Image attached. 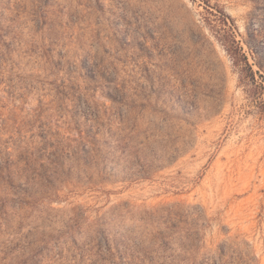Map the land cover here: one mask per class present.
<instances>
[{
  "label": "rangeland",
  "instance_id": "1",
  "mask_svg": "<svg viewBox=\"0 0 264 264\" xmlns=\"http://www.w3.org/2000/svg\"><path fill=\"white\" fill-rule=\"evenodd\" d=\"M209 2L0 0V264H264V0Z\"/></svg>",
  "mask_w": 264,
  "mask_h": 264
},
{
  "label": "trees",
  "instance_id": "2",
  "mask_svg": "<svg viewBox=\"0 0 264 264\" xmlns=\"http://www.w3.org/2000/svg\"><path fill=\"white\" fill-rule=\"evenodd\" d=\"M202 3H204L207 7H210L209 6V4H210V2H209V0H200ZM225 19H223L222 20V22H223V26H228V21L227 20H229V16H227L226 14H225V12H221L220 10L218 11ZM231 35H233L232 33H231ZM230 35V36H231ZM232 38H233V36H231ZM233 43H234V45H236L235 47H236V50L238 49L239 50V47H238V45L236 44V42H235V40L233 39ZM242 57H243V63H244V65L246 66V67H248L249 68V64H248V61H247V59H246V57L245 56H243L242 55ZM250 71H251V69H250ZM248 82H251L252 84L253 83H255V79H254V76H253V74H252V76L247 80Z\"/></svg>",
  "mask_w": 264,
  "mask_h": 264
}]
</instances>
